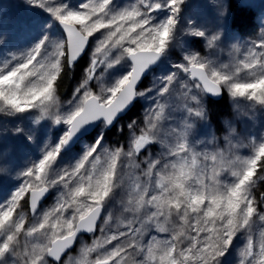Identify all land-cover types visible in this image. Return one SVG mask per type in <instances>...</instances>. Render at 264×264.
I'll return each instance as SVG.
<instances>
[{
    "label": "snow or ice",
    "instance_id": "snow-or-ice-1",
    "mask_svg": "<svg viewBox=\"0 0 264 264\" xmlns=\"http://www.w3.org/2000/svg\"><path fill=\"white\" fill-rule=\"evenodd\" d=\"M27 2L45 10L52 18L48 27L59 24L63 33L53 37L45 31L30 48L0 61V112L15 115L37 109V122L47 118L64 124L66 131L55 143L43 146L38 161L16 173L19 186L0 200V264H20L21 247L23 264H221L241 233L245 243L238 249L237 264H264V231L255 240L253 228L264 221V197L257 203L253 194L257 182L264 180V137L251 145L249 155L225 157L222 152H197L186 132L170 144L157 127L166 119L174 84L185 90V111L201 120L208 117L205 97L225 92L264 106V38L246 42L247 55L234 64L217 65L186 49L182 61L154 78L151 87L138 90L143 74L174 46L187 0H132L120 7L116 0H80L75 7L71 0ZM160 11L167 16L158 19L154 14ZM227 13L228 5L222 4L220 17ZM101 29L106 31L95 36ZM187 34L202 38L209 48L221 40L220 30L213 33L199 26L190 27ZM89 49L84 78L69 107L61 111L58 78ZM129 59V71L108 83L109 69ZM181 74L191 79V85L182 81ZM91 81L99 87L98 94L89 87ZM154 89L156 107L146 114L140 134L133 133L127 150L122 146L109 150L101 133L74 163L58 166L83 127L101 119L105 127L111 125L137 97ZM134 125H128L130 131ZM154 143L163 145L161 155L138 160L141 151ZM57 187L53 207L37 213L41 198ZM122 188L128 197L124 211L132 218L117 221L115 231L105 233L101 227L102 238L85 246L79 260L62 259L78 234L96 231L102 213L103 224L113 221L106 209L117 195L115 190ZM25 196L34 215L27 228L21 205ZM148 228L157 234L144 242ZM160 233L168 235L159 238Z\"/></svg>",
    "mask_w": 264,
    "mask_h": 264
},
{
    "label": "rangeland",
    "instance_id": "rangeland-1",
    "mask_svg": "<svg viewBox=\"0 0 264 264\" xmlns=\"http://www.w3.org/2000/svg\"><path fill=\"white\" fill-rule=\"evenodd\" d=\"M17 1L19 0H0V61L7 58L10 53L19 55L25 48H30L45 34V31L53 37L63 33L59 24H57V27H48L52 18L47 13L49 15L47 18L48 25L44 28L43 33L37 34L33 39L30 38L29 31H26L27 21L36 11H46L42 8L30 5L27 0H20V3H16ZM239 1L246 5L254 6L257 11L259 32L256 36L248 37L240 35L235 28L232 26L230 27L229 0H187L179 17L178 38L176 42H173L174 46L171 47V49L178 48L179 51L177 55L171 53V65L182 61L184 50L186 49L199 53L200 56L212 60L217 65L225 63L234 64L243 59L247 55L248 44L246 42L264 38V32L261 31V28L264 27V0ZM79 2L80 0H77V2L75 4L72 3V5L75 7ZM222 4L228 5V13L223 18L220 17ZM124 5L128 4L116 3L117 7ZM160 12L161 16L160 13L154 14L158 19H163L168 14L166 11ZM196 26L213 33L220 30L221 40L218 41L215 46L209 48L202 38L187 34L190 27ZM105 31V29H101L95 36L99 37L100 34ZM227 34H229V36ZM92 43L94 45L95 41L93 40ZM85 57V62L80 69L79 77L75 81L71 93L64 99L60 98L58 93H56L59 97L61 111L69 107L68 101L73 99L75 88L79 86L84 78V70L89 64L90 49ZM37 59H39V57H37ZM165 62L150 74V79L142 89L151 87L154 78L165 74V70L168 69V67L165 66ZM131 63L129 59L109 69L106 73V81L111 84L114 83L117 78L124 76L129 71V65ZM241 75H243V73ZM181 79L184 83L191 85L188 81L190 78H185V74H181ZM89 87L94 94L99 93V87L95 81H91ZM173 87L175 88L174 94L167 99L165 106L164 116L166 119H164L163 123H160V121L157 122L158 129H162L164 132L159 133L160 137L164 138L168 143L171 144L175 142L186 132L189 143L194 144L197 152L209 154L222 152L225 157H244L253 151L251 145L258 143L260 138L264 137V106L244 98H233L228 95L232 105L231 113L228 116L225 115V123L221 128L222 132L217 134L214 133L215 131L212 129L208 119L201 120L188 115L184 107L187 103L184 95L185 90L176 84H174ZM154 93L155 89L153 93L140 96L139 100L143 99L145 101V99H149L152 101L151 107H144L141 109L142 117L140 120L136 118H123L117 124L118 128L122 129L124 125L128 127L129 124L135 122L134 128L131 131L129 130L125 142L118 144L116 141L109 138L107 135V127H105L103 123L97 127L92 137L82 139L75 148L63 152L60 160L57 162L58 166L63 167L70 163H74L75 160L83 154L87 146L96 142V139L101 133L104 136V143H106L109 150L121 146L127 150L134 138L133 133L136 136L140 134V130L144 128L146 123V114H149L150 109H155L156 107L154 98L152 97ZM206 98L208 97H205L206 110L208 112L209 107ZM160 102L164 103V101ZM39 115L37 109H31L29 112L15 115H7L0 112V192L4 190L0 194V200L8 198L19 186L20 181L16 178V173L29 166L30 162L38 161L42 156L41 149L43 146L45 144L55 143L66 131V126L64 124L57 126L52 120L47 118L37 122V117ZM203 122H205V124H203ZM16 129H22L23 131L17 132ZM115 133L117 134V132ZM208 135L209 137L207 138ZM198 140H200L199 146L196 143ZM154 144H156L155 148H152L150 144L146 149L141 151L137 159L143 160L148 158L149 155L151 158L159 157L164 151V147L160 143ZM210 164L211 162L209 161V165ZM141 167L143 168V165H141ZM125 170L128 171L127 169ZM135 174L139 176L140 171L136 170ZM221 175L223 178L224 174L222 173ZM144 179L145 178L141 176V180L143 181ZM263 181L264 180L258 181L256 187L253 189V194L256 197L257 203L264 197V194L258 193V190L262 187ZM127 183L128 181L126 179V184ZM50 190L51 194L48 200L40 206L37 213L49 210L55 204L58 187ZM115 191L117 195L111 205L106 209V212L112 215L113 221L108 225L103 224L102 221L106 218L103 213L104 216L102 220L99 221L96 233L89 236H81L76 248L65 256V260L68 258L79 260L81 250L85 246H91L95 239L102 238L100 233L101 227L104 228L105 233L115 231V224L117 221H124L126 223L132 218V213L124 211V202H126L128 198L127 192L123 188L116 189ZM26 197L27 196H25L24 199H26ZM21 205L23 206L26 220L25 228H27L33 222L34 216L30 214V210L23 200L21 201ZM71 211L73 210L69 209V212ZM65 215L67 216L68 213ZM140 215H143V212H141ZM173 222H176L175 217H173ZM192 223H194V221H192ZM253 228L254 239L258 240L260 232L264 231V221H257ZM154 234H157L155 229L148 228L145 231L144 242H148L149 237ZM167 235L166 233H160L158 237L164 238ZM23 243L24 240L23 237H21V245H23ZM244 243L243 233L238 234L237 238L233 241V247L229 250V253L222 258L221 264H237L238 249L241 248ZM108 247L110 248L111 245H108ZM18 250L21 251V256L17 257V259L20 261V264H23L22 247ZM94 257L95 253H93L89 259H93ZM135 259H139V257H135Z\"/></svg>",
    "mask_w": 264,
    "mask_h": 264
},
{
    "label": "trees",
    "instance_id": "trees-1",
    "mask_svg": "<svg viewBox=\"0 0 264 264\" xmlns=\"http://www.w3.org/2000/svg\"><path fill=\"white\" fill-rule=\"evenodd\" d=\"M77 0H71V3H76ZM132 0H116L117 4H130ZM230 2V27L238 31L240 35L243 36H256L259 32V25L257 21V11L254 8V6H249L244 3H242L239 0H229ZM16 3H20V0ZM160 13L161 16V12ZM47 12H41L36 11L27 21L26 23V31H29L30 38H35L37 34H41L44 31V28H46L47 24V18H48ZM161 19V18H160ZM54 27H57V24L53 25ZM25 31V32H26ZM229 36V34H227ZM173 42H176L174 40ZM178 48L176 49H169L168 54L165 56L166 63L168 67H171V53L173 55H177ZM164 58V61H165ZM86 57H83L76 66L72 67H65L64 70L61 73V76L58 78V85L57 93L60 96V98L64 99L66 96H68L71 91L72 87L75 83V81L78 79L80 74V69L82 65L85 62ZM189 83H192V81L189 79ZM148 80L145 81L143 84V87L146 86ZM153 97V96H152ZM154 98V97H153ZM208 102V118L210 119L211 123L214 125L217 131H221L222 126L225 123V115L228 116L231 113V101L228 97V94L226 93L225 96L220 100H212L209 98H206ZM152 101L149 99H143L139 100L134 108L130 111V113L125 117V119L129 118H136L137 120H140L142 117L141 109L144 107H151ZM164 119L160 121V123H163ZM159 128V127H158ZM159 133H164L162 129H158ZM117 132V134L115 133ZM129 129L126 125L123 126L122 129H119L118 126L113 128L112 130H107V135L112 140L116 141L118 144L125 142L126 137L128 135ZM92 136V135H91ZM158 146V144H157ZM156 144L152 145V148H155ZM259 194H264V181L262 184V187L260 190H258ZM26 201H28L26 199ZM28 204V202H26Z\"/></svg>",
    "mask_w": 264,
    "mask_h": 264
},
{
    "label": "water",
    "instance_id": "water-1",
    "mask_svg": "<svg viewBox=\"0 0 264 264\" xmlns=\"http://www.w3.org/2000/svg\"><path fill=\"white\" fill-rule=\"evenodd\" d=\"M86 54V53H85ZM84 54V55H85ZM84 55H81L80 57H79V59L76 61V62H78ZM163 59V57H161L160 58V60H158L155 64H153L144 74H143V77H142V79L140 80V82L138 83V85H137V89L140 87V85L145 81V79H146V77L150 74V72L155 68V67H157L159 64H160V62H161V60ZM132 62V61H131ZM212 99H215V100H219V99H221L222 97H223V95H221V96H215V97H213V96H210ZM138 100V97L124 110V111H122L117 117H116V119L113 121V123L111 124V125H109L108 127L109 128H112L117 122H118V120L121 118V117H123V116H125L126 114H128L129 112H130V110L134 107V105H135V103H136V101ZM103 121V119H101V120H98V121H96V122H94V123H90L89 125H87V126H85V127H83L81 130H80V132H78L77 133V135L73 138V141H72V143L65 149V150H69V149H71V148H73L74 146H76V144L78 143V141L80 140V138H83V137H85V136H87V135H89V134H91L98 126H99V124L101 123ZM59 126V125H58ZM49 194H50V190H49V192L48 193H46L45 194V196L43 197V198H41V200H40V202L38 203V208H39V206L42 204V202L43 201H45L46 199H47V197L49 196ZM38 208H37V210H38ZM102 215H103V213H102ZM102 217V216H101ZM101 220V218L97 221V226H96V230H97V227H98V224H99V221ZM80 234H83V233H80ZM80 234H78V237H79V235ZM84 234H89V233H84ZM77 240H78V238H77ZM76 244H77V241L72 245V247L70 248V249H68V250H66V252L65 253H67L69 250H71V249H73L75 246H76ZM64 253V254H65ZM64 254H62V257L64 256Z\"/></svg>",
    "mask_w": 264,
    "mask_h": 264
}]
</instances>
